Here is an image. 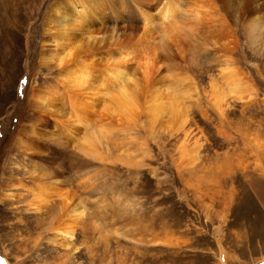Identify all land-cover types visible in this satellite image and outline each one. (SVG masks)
<instances>
[{
	"label": "rangeland",
	"instance_id": "obj_1",
	"mask_svg": "<svg viewBox=\"0 0 264 264\" xmlns=\"http://www.w3.org/2000/svg\"><path fill=\"white\" fill-rule=\"evenodd\" d=\"M53 1L0 0V264H264V0L239 25L217 0H103L135 97L125 114L92 104L102 78L59 83ZM65 90L76 107L49 116ZM36 186L64 196L36 211Z\"/></svg>",
	"mask_w": 264,
	"mask_h": 264
},
{
	"label": "bare ground",
	"instance_id": "obj_2",
	"mask_svg": "<svg viewBox=\"0 0 264 264\" xmlns=\"http://www.w3.org/2000/svg\"><path fill=\"white\" fill-rule=\"evenodd\" d=\"M217 1L220 6L219 9L226 13L227 20L229 18L230 21H232L236 25L237 24L239 25V22L241 21L242 18L245 17V14L251 15V14H254V12L256 11L255 7L251 9L249 8L250 10H248V7H251L255 0H217ZM102 4H103V0H54L51 5L50 11H48L47 13L46 22L44 24V36H47L46 37L47 40L45 41L44 46H46L47 48H52V51H51L52 58L51 57L50 58L56 64V68L58 69V72H59L58 76L60 77L59 83H61L63 87H67L68 91H72L69 89L78 91V88L79 90L80 89L90 90L95 85V83L96 82L98 83L99 82L98 80L102 78L100 79L99 83L105 82L106 85H103L101 83L100 86L102 87L101 88L102 90L104 89V91H106V94L104 96H99L98 98H93L92 104L96 107L98 106L100 107L102 103L108 102L112 104L114 107H116L118 110L123 111L125 114V113H128L127 112L129 111L128 108H136L135 101H134L135 97H133L132 95V92L130 90L131 87L129 84V80L131 77L130 78L127 77L128 75V73H126L127 68H125L126 66L123 65L124 57H126L124 56L123 52L120 49L119 50L108 49L111 43V40H113V38L111 37L109 39L106 36H104V29H105L104 19L105 18H104V14L101 13ZM179 6H182L180 1L176 5L175 10H169L168 12L164 14V17H169V15L175 16L176 13L180 10L178 8ZM184 11L186 10H182L181 12L185 13ZM197 13L198 12L196 11H192L191 13L192 15L195 14L193 19L196 23L200 21V20L198 21L199 18L197 16ZM189 19L191 20L190 17ZM164 35L165 34H163V37ZM124 64H127V63H124ZM96 70L98 71V74L96 76H93L95 72H97ZM146 82L149 83L150 80ZM232 83L233 82H231V85L233 86ZM143 85L145 86L144 83ZM103 86L105 87L103 88ZM236 86L238 85L236 84ZM66 90L63 91L61 94L56 95L57 97L55 96L52 99H49V98L46 99V100L49 99L48 100L49 103L48 101H46L47 103L45 102L49 108V114H48L49 116H53L52 110H55L57 105H59V107L63 110L70 108L68 107L69 105L70 106L73 105V108L76 107L74 103H71L73 99L72 98L69 99V97L71 96H68V94L70 95V93L67 94L68 91ZM95 91H92V95L97 94V92L95 93ZM110 92H113V94L111 95ZM108 93L111 96H108L109 95ZM143 94H145V92ZM97 95H99V92ZM97 95H94V96L96 97ZM143 98L144 96L142 97V99ZM70 100L72 101L70 102ZM85 100L90 101L91 99L87 97L85 98ZM45 103H43L44 106H45ZM162 106L163 104L161 103L155 104L153 106L154 112L161 111ZM63 110H60V112L61 111L64 112ZM68 113L64 112L62 113L61 116L67 118L69 117ZM160 114H163V113H160ZM86 141L90 147L92 146V143L95 144L94 138L92 137H90L89 140L87 137ZM58 191L59 190L57 187H54V188L37 187V192H35L34 190V192L36 193L35 199L32 200L30 207L38 211L40 209L39 207H42L43 204H46L50 198L55 197V196H64L63 193L61 195V192H58ZM64 206H65L64 207L65 212L68 214V216L71 219H74V220L77 219V216L75 214L78 212L80 208V204L74 205L73 207V205H70V203H66ZM57 233H56L57 236L60 234L63 236L62 237L63 240H68L67 238H72L71 231L66 230V229L58 230ZM56 244H59V243L56 242ZM63 244L64 242L60 243L59 245H63Z\"/></svg>",
	"mask_w": 264,
	"mask_h": 264
}]
</instances>
